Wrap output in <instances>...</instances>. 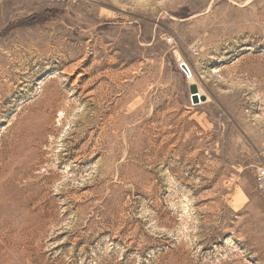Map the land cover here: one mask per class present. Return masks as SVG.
Segmentation results:
<instances>
[{"label": "rangeland", "instance_id": "1", "mask_svg": "<svg viewBox=\"0 0 264 264\" xmlns=\"http://www.w3.org/2000/svg\"><path fill=\"white\" fill-rule=\"evenodd\" d=\"M262 167L264 0H0V264H264Z\"/></svg>", "mask_w": 264, "mask_h": 264}, {"label": "built area", "instance_id": "2", "mask_svg": "<svg viewBox=\"0 0 264 264\" xmlns=\"http://www.w3.org/2000/svg\"><path fill=\"white\" fill-rule=\"evenodd\" d=\"M181 69L187 77L192 76L191 69L189 68V66L186 63H185V66L181 65ZM256 181H257V184H258V187H259L261 193L264 195V167H262L258 170L257 176H256Z\"/></svg>", "mask_w": 264, "mask_h": 264}, {"label": "water", "instance_id": "3", "mask_svg": "<svg viewBox=\"0 0 264 264\" xmlns=\"http://www.w3.org/2000/svg\"><path fill=\"white\" fill-rule=\"evenodd\" d=\"M182 65L185 66L184 63H182ZM195 96H197V95H195Z\"/></svg>", "mask_w": 264, "mask_h": 264}]
</instances>
